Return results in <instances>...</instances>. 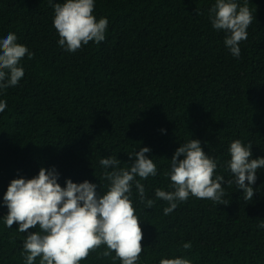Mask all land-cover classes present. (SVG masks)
Returning <instances> with one entry per match:
<instances>
[{"label":"trees","instance_id":"16d2710c","mask_svg":"<svg viewBox=\"0 0 264 264\" xmlns=\"http://www.w3.org/2000/svg\"><path fill=\"white\" fill-rule=\"evenodd\" d=\"M63 2L0 0V39L13 32L34 53L20 61L19 83L0 89L7 102L0 112V264H25L26 233L3 218L11 180L55 167L62 186L69 178L89 180L103 194L109 181L99 180L106 171L99 161L113 156L128 168L129 154L141 147L151 149L146 155L157 166L155 177L140 181L156 202L142 204L133 183L143 231L136 264L176 257L191 264H264V228L258 227L264 168L257 170L252 200L224 183L229 204L190 195L164 215L168 204L155 196L156 188L174 190L165 173L175 150L191 139L201 141L217 163L214 176L225 180L232 178V141L252 145L251 158L264 157V0H247L253 21L239 57L225 46L227 34L212 26L215 0H95L93 14L109 21L105 40L76 52L59 45L53 26V5ZM105 250L102 245L80 264H121L115 252L104 257Z\"/></svg>","mask_w":264,"mask_h":264},{"label":"clouds","instance_id":"9594fccd","mask_svg":"<svg viewBox=\"0 0 264 264\" xmlns=\"http://www.w3.org/2000/svg\"><path fill=\"white\" fill-rule=\"evenodd\" d=\"M53 6V26L59 34V45L66 51L76 52L89 42L99 44L105 40L109 21L97 20L93 14L95 0H65ZM210 13L213 28L227 34L225 46L234 57H239L240 43L247 40V29L253 21L247 0L243 6L236 0H215ZM25 56L32 59L34 53L17 42L15 33L9 32L0 39V89L15 87L24 77L20 61ZM6 106V101H0V112ZM251 149L252 145L245 146L239 139L230 143L227 168L232 178L225 180L223 175L214 176L217 163L205 153L199 139L182 143L171 158L170 170L165 173L174 190L155 189L156 199L168 204L164 215L176 209L178 202H186L190 195L217 205L229 204L224 199V183L228 186L234 183L243 190L245 200H252L255 192L252 185L257 180V170L264 168V157L251 158ZM150 151L149 147H141L129 154L134 159L128 168L120 167L116 157L102 158L99 163L106 171L99 180L109 181L103 194L89 180L77 183L69 178L66 186H62L55 167H41L38 175L30 179L11 180L3 196V204L8 209L3 218L7 227L18 224V231L26 233L25 264H34L38 257L39 264H80L102 245L106 246L104 257L115 252L114 261L136 264L143 251V231L131 194L134 183L142 204L151 208L156 202L146 198L140 182L157 175L156 164L146 155ZM109 168L112 170L107 171ZM258 227L264 228V223ZM36 228L39 230L32 231ZM191 246L190 242L183 244L186 250ZM159 264H191V261L183 257L164 258Z\"/></svg>","mask_w":264,"mask_h":264}]
</instances>
